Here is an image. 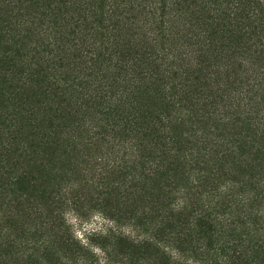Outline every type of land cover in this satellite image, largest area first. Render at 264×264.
I'll use <instances>...</instances> for the list:
<instances>
[{
    "label": "trees",
    "instance_id": "1",
    "mask_svg": "<svg viewBox=\"0 0 264 264\" xmlns=\"http://www.w3.org/2000/svg\"><path fill=\"white\" fill-rule=\"evenodd\" d=\"M0 264H264V0H0Z\"/></svg>",
    "mask_w": 264,
    "mask_h": 264
},
{
    "label": "rangeland",
    "instance_id": "2",
    "mask_svg": "<svg viewBox=\"0 0 264 264\" xmlns=\"http://www.w3.org/2000/svg\"><path fill=\"white\" fill-rule=\"evenodd\" d=\"M66 215L74 234L80 239H85V235L89 232L97 231L106 226L105 221L97 213L83 218H78L72 212H67Z\"/></svg>",
    "mask_w": 264,
    "mask_h": 264
}]
</instances>
